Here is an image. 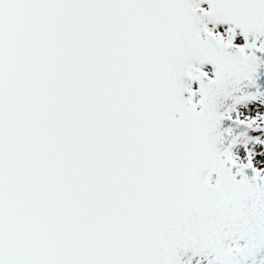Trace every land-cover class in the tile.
<instances>
[{"label": "water", "instance_id": "95a60500", "mask_svg": "<svg viewBox=\"0 0 264 264\" xmlns=\"http://www.w3.org/2000/svg\"><path fill=\"white\" fill-rule=\"evenodd\" d=\"M260 95L264 0H0V264H264Z\"/></svg>", "mask_w": 264, "mask_h": 264}, {"label": "rangeland", "instance_id": "374dc122", "mask_svg": "<svg viewBox=\"0 0 264 264\" xmlns=\"http://www.w3.org/2000/svg\"><path fill=\"white\" fill-rule=\"evenodd\" d=\"M209 30L221 37H225L227 33L225 27H211ZM232 43L242 45V40L235 36ZM204 73L211 76L210 70H205ZM194 96L196 101L198 96ZM231 117L247 125L250 130L234 141L230 157L235 163L251 164L259 175L264 174V95L234 109ZM195 264L207 263L196 261Z\"/></svg>", "mask_w": 264, "mask_h": 264}]
</instances>
